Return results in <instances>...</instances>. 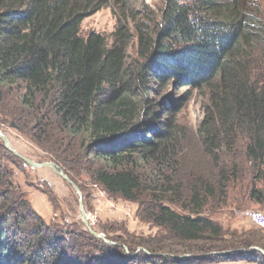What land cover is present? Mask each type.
<instances>
[{
  "label": "rangeland",
  "instance_id": "rangeland-1",
  "mask_svg": "<svg viewBox=\"0 0 264 264\" xmlns=\"http://www.w3.org/2000/svg\"><path fill=\"white\" fill-rule=\"evenodd\" d=\"M167 1L100 0L99 11L84 18L82 34L100 32L110 46L124 39L126 65L135 67L143 59L136 27L152 29ZM224 1L258 11L264 20V0ZM258 52L262 59L255 54L249 71L264 81V50L258 48ZM178 82L153 85L154 94L165 100L157 110H167L164 120L174 121L168 151L147 162L136 160L139 155L132 153L135 162L122 166H131L138 178L134 199L105 190L95 173L104 164L81 155L82 139L49 123L56 116L20 107L17 90L0 93V132L11 148L33 162L53 163L57 169L26 163L0 137V243L11 255L7 262L264 264V223L247 213H264V205L251 196L254 190L264 193L258 165L248 157L252 132L240 121L226 120L223 126L216 125L205 143L201 126L211 89ZM16 107L30 122L23 129L8 115ZM165 208L209 219L216 229L205 228L196 232V239L186 238L163 212Z\"/></svg>",
  "mask_w": 264,
  "mask_h": 264
},
{
  "label": "trees",
  "instance_id": "trees-1",
  "mask_svg": "<svg viewBox=\"0 0 264 264\" xmlns=\"http://www.w3.org/2000/svg\"><path fill=\"white\" fill-rule=\"evenodd\" d=\"M99 1L0 0V93L17 90L20 107L56 116L49 123L82 139L81 155L104 164L95 173L105 190L134 199L138 178L122 166L135 162L132 153L144 162L161 157L175 133L174 121L164 120L167 110H157L165 100L153 85L173 79L205 84L211 89L201 126L205 143L218 123L240 121L252 132L248 157L264 181V81L249 71L255 54L262 59L258 48L264 50L258 11L224 0H169L152 29L137 25L143 59L130 67L124 39L110 46L100 32L82 34L84 18ZM23 114L19 107L8 113L21 127L30 124ZM254 191L252 198L264 205V193ZM163 212L186 238L216 229L206 218ZM1 245L0 264H9Z\"/></svg>",
  "mask_w": 264,
  "mask_h": 264
},
{
  "label": "water",
  "instance_id": "water-1",
  "mask_svg": "<svg viewBox=\"0 0 264 264\" xmlns=\"http://www.w3.org/2000/svg\"><path fill=\"white\" fill-rule=\"evenodd\" d=\"M0 137H1V138L3 139V141L5 142V145H6V147L8 148V150H10L12 153H14L15 155H17V156H18L19 158H21L22 160H24L26 163H28V164H30V165H32V166H50V167L54 168V169L57 171V169H56V167H55V165H54L53 163H45V162H43V163H37V162H33V161L27 159L26 157L22 156V155H21L20 153H18L17 151L13 150V149L11 148V146H10V143H9L8 138H7L4 134H2L1 132H0ZM62 175H63L64 178L68 179V177H67L66 175H64V174H62ZM68 180H69V179H68ZM74 187H75V189H76L78 192H80L79 189H78V187H77L76 185H74ZM255 249H258V248H257V247H252V250H255Z\"/></svg>",
  "mask_w": 264,
  "mask_h": 264
},
{
  "label": "built area",
  "instance_id": "built-area-1",
  "mask_svg": "<svg viewBox=\"0 0 264 264\" xmlns=\"http://www.w3.org/2000/svg\"><path fill=\"white\" fill-rule=\"evenodd\" d=\"M247 213H249L256 221L264 223V213L263 212L255 211V212H247Z\"/></svg>",
  "mask_w": 264,
  "mask_h": 264
}]
</instances>
